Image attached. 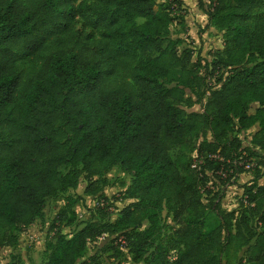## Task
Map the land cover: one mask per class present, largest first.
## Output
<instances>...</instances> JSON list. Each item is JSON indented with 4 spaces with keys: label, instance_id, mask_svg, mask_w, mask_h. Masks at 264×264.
<instances>
[{
    "label": "trees",
    "instance_id": "trees-1",
    "mask_svg": "<svg viewBox=\"0 0 264 264\" xmlns=\"http://www.w3.org/2000/svg\"><path fill=\"white\" fill-rule=\"evenodd\" d=\"M197 1L221 32L209 58L170 34L172 23L184 27L182 0H0V250L44 217L46 199L80 176L83 193L96 194L120 166L132 174L122 197L134 200L113 221L90 214L77 223L67 196L42 264H102L83 259L87 244L118 254L119 238L145 264H223L231 246L264 264V173L239 184L236 209L219 204L247 162L264 161V0ZM47 43L57 51L24 77L17 62ZM94 56L131 67L134 87L109 85ZM176 147L195 151L197 163L179 166ZM96 199L108 209L104 193ZM164 209L177 227L163 242ZM62 222L82 226L64 232Z\"/></svg>",
    "mask_w": 264,
    "mask_h": 264
},
{
    "label": "rangeland",
    "instance_id": "rangeland-1",
    "mask_svg": "<svg viewBox=\"0 0 264 264\" xmlns=\"http://www.w3.org/2000/svg\"><path fill=\"white\" fill-rule=\"evenodd\" d=\"M185 8L184 27L172 23L169 26L170 34L173 37L182 38L181 46H190L195 50V56L199 54L202 57L209 58V52L218 48H222L221 32L212 27L207 22L206 14L199 8L197 0H182ZM205 2L207 0H204ZM143 20L136 19L137 23ZM75 28L80 29L83 32H92L95 37H98L99 33L92 31L90 28H85L83 22L77 19ZM57 51L56 46L51 43H47L45 48L38 54L31 55L26 58L20 59L18 64L19 72L24 77L32 74L39 68L42 61L47 59L53 52ZM100 63V66L107 74V82L112 87L119 89H132L133 82L131 79V67L127 71L118 70V68L109 67L106 63L99 60L98 57H92ZM199 105L195 104L193 108L198 109ZM253 128L247 129L242 136L248 135ZM209 137V136H208ZM201 137L194 139V143L200 140ZM263 154L264 152L260 151ZM172 155L179 164L184 166L190 158L195 161V151H189L188 149H180L178 147L172 150ZM260 157L252 159V165L249 169L242 172L236 179V184L226 185L223 191V195L219 200L220 207L223 210H233L238 206V201L242 195V188L239 184L247 183L257 173H264V161L260 160ZM260 171V172H259ZM106 177V184L102 186L101 190L96 194H84L83 189L85 187V180L82 176L79 177L78 186L70 188L66 191L58 193L53 198L46 199L44 208V217L42 219H36L30 224L23 233L18 235V244L11 247H4L0 251V264L14 263V264H42L44 262L43 245L44 242L53 235L56 229L50 231V225L54 222L57 213L67 203V196L75 198L76 202L72 208L76 212V222L85 221L90 214H93L95 218H100L106 221H113L119 215L122 207L126 206L134 199L122 197V193L126 187L130 184L132 174L128 170L115 166L110 171L104 174ZM96 178V177H95ZM235 180V179H234ZM260 183L264 182V174L259 180ZM209 186V185H208ZM201 188L202 202L205 204L211 198V194H207ZM217 190L216 187L213 188ZM99 193H104L108 197L107 202H100V205L104 207L109 204L108 209H104L101 212L97 210L96 199ZM97 200V201H96ZM163 227L161 229V239L164 242L169 236H171L173 229L177 227V224L172 220L170 213L164 209L162 211ZM58 225V223H55ZM147 223L144 221L143 227H146ZM82 225H64V222L59 224V230L68 232ZM2 231L0 230V234ZM118 241L114 244L120 250V253H113L112 250L103 251L99 245V241L89 242L86 247L83 259H88L91 255H98L102 264H145L144 261L134 262L131 258V254L128 252V246L118 245ZM176 249H170L168 253V259L173 260L176 256ZM223 264H256L255 261H246V254L244 248L236 249L234 246L228 251V254L222 257Z\"/></svg>",
    "mask_w": 264,
    "mask_h": 264
},
{
    "label": "built area",
    "instance_id": "built-area-1",
    "mask_svg": "<svg viewBox=\"0 0 264 264\" xmlns=\"http://www.w3.org/2000/svg\"><path fill=\"white\" fill-rule=\"evenodd\" d=\"M251 165H252V162L250 161V162H247L245 165H244V168L245 169H249L250 167H251ZM193 166H194V164H193ZM119 242H121L122 244H124V240L122 239V238H119Z\"/></svg>",
    "mask_w": 264,
    "mask_h": 264
},
{
    "label": "crops",
    "instance_id": "crops-1",
    "mask_svg": "<svg viewBox=\"0 0 264 264\" xmlns=\"http://www.w3.org/2000/svg\"><path fill=\"white\" fill-rule=\"evenodd\" d=\"M0 253H1V251H0Z\"/></svg>",
    "mask_w": 264,
    "mask_h": 264
}]
</instances>
